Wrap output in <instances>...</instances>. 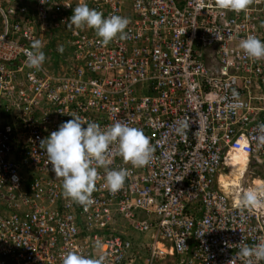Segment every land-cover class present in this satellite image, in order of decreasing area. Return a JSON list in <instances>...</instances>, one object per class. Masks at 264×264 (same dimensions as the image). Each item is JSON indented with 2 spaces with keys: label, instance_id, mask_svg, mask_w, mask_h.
Masks as SVG:
<instances>
[{
  "label": "built area",
  "instance_id": "1",
  "mask_svg": "<svg viewBox=\"0 0 264 264\" xmlns=\"http://www.w3.org/2000/svg\"><path fill=\"white\" fill-rule=\"evenodd\" d=\"M79 2L0 0V264H62L70 250L105 264H245L237 253L264 240V209L243 207L251 186L220 176L231 153L264 165V59L239 47L250 34L264 42V0L239 13L215 0H85L130 21L107 45L67 27ZM46 35L65 51L57 69L27 67L25 50ZM73 114L127 121L155 149L134 168L112 146L108 167L130 175L113 193L98 168L87 210L64 197L39 147Z\"/></svg>",
  "mask_w": 264,
  "mask_h": 264
},
{
  "label": "clouds",
  "instance_id": "2",
  "mask_svg": "<svg viewBox=\"0 0 264 264\" xmlns=\"http://www.w3.org/2000/svg\"><path fill=\"white\" fill-rule=\"evenodd\" d=\"M252 2L253 0H215L218 8L236 13L246 11ZM129 23L127 17L120 15L112 14L105 18L102 12L90 8L85 0H80L67 22V27L81 29L86 26L94 29L97 37L101 38V43L107 45L118 36L120 39L126 38L125 29ZM239 47L250 59H264V42L255 35L250 34L242 39ZM58 50L63 52L62 47ZM25 55L27 57L25 63L29 68L39 70L43 64L46 65V54L39 39L31 42L30 50L26 49ZM236 95L237 93L233 92V96ZM71 116L74 119L62 123L57 131H52L48 137L40 141L39 147L46 152L55 177L62 180L64 197L87 210L93 202L92 194L96 189L98 168L105 169V183L108 190L113 193L124 186L126 178L130 175L128 168L113 170L108 167L111 163L108 157L112 146H115L123 162L131 164L134 168L149 165L155 149L150 137L142 129L130 126L127 121L117 120L101 128L94 121H85L74 114ZM187 126V121L180 122L175 129L177 134L183 135ZM261 127L264 128V125ZM261 142L264 143V137H261ZM229 168L231 170V167ZM224 174L227 175L228 172H223V176ZM257 178L261 185H264V178ZM240 203L249 209H264V187L246 189ZM94 246L96 249L102 248L100 242H96ZM237 256L245 260V264H251L249 259L251 257H255L257 262L264 261V240L251 246L244 245ZM61 259L62 264H105L104 255L85 256L76 250L62 254ZM228 264H233V258Z\"/></svg>",
  "mask_w": 264,
  "mask_h": 264
},
{
  "label": "bare ground",
  "instance_id": "3",
  "mask_svg": "<svg viewBox=\"0 0 264 264\" xmlns=\"http://www.w3.org/2000/svg\"><path fill=\"white\" fill-rule=\"evenodd\" d=\"M248 158L242 153H231L227 163L230 164L231 170L226 176H220L225 186H237L241 175L247 170Z\"/></svg>",
  "mask_w": 264,
  "mask_h": 264
},
{
  "label": "rangeland",
  "instance_id": "4",
  "mask_svg": "<svg viewBox=\"0 0 264 264\" xmlns=\"http://www.w3.org/2000/svg\"><path fill=\"white\" fill-rule=\"evenodd\" d=\"M45 44H47V42L44 40ZM45 47V45L43 46V48ZM61 46H58V48H60ZM48 58V55L47 57ZM57 61V60H56ZM52 64V63H51ZM247 160V159H246ZM248 161V160H247ZM248 163V162H247ZM247 170L245 172H243V174L241 175V178L239 179L238 183L239 185L245 187V186H252L253 185V179H255V177H263L264 176V169L261 170L260 168H258V166H253L247 165ZM229 170V169H228ZM228 170L224 171L225 173L228 172ZM258 172V173H257ZM257 175V176H256ZM255 185L257 186H261V181L259 179H257L255 181Z\"/></svg>",
  "mask_w": 264,
  "mask_h": 264
},
{
  "label": "trees",
  "instance_id": "5",
  "mask_svg": "<svg viewBox=\"0 0 264 264\" xmlns=\"http://www.w3.org/2000/svg\"><path fill=\"white\" fill-rule=\"evenodd\" d=\"M55 38L53 39V42H52V45L50 46L49 49H45L43 48V51L45 52L46 55H50L51 56V59L49 61L50 63V67H51V70H56L57 67H58V64H59V61L61 60V57L65 54V51L64 52H61L59 51L58 49V45H56L55 43ZM45 45H48V44H45ZM49 47V45L47 46ZM49 50V51H48ZM68 50V48H67ZM48 51V52H47ZM57 60V61H56ZM52 63V64H51ZM47 64V63H46ZM253 165V164H252ZM254 166V165H253ZM258 166V168H260L261 170L264 169V165H256ZM258 173V172H257ZM264 178V176H263Z\"/></svg>",
  "mask_w": 264,
  "mask_h": 264
},
{
  "label": "crops",
  "instance_id": "6",
  "mask_svg": "<svg viewBox=\"0 0 264 264\" xmlns=\"http://www.w3.org/2000/svg\"><path fill=\"white\" fill-rule=\"evenodd\" d=\"M47 36V35H46ZM53 36H50V37H48L47 36V38L45 39V41L47 42V44L49 45V47H47L48 45H45V49H49L50 48V46L52 45V42H53ZM55 43H56V41H55ZM56 45H58V44H56ZM59 46V45H58ZM49 51V50H48ZM47 51V52H48ZM46 57H47V55H46ZM50 59H51V56L49 55L48 56V58H46V60H45V62H48V61H50ZM258 178L257 177H255V179H253V185L251 186V187H257V185H255V181L257 180Z\"/></svg>",
  "mask_w": 264,
  "mask_h": 264
}]
</instances>
